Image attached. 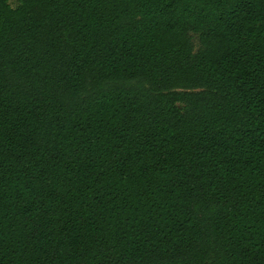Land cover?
I'll return each mask as SVG.
<instances>
[{
  "label": "trees",
  "instance_id": "trees-1",
  "mask_svg": "<svg viewBox=\"0 0 264 264\" xmlns=\"http://www.w3.org/2000/svg\"><path fill=\"white\" fill-rule=\"evenodd\" d=\"M0 0V264H264V0Z\"/></svg>",
  "mask_w": 264,
  "mask_h": 264
},
{
  "label": "rangeland",
  "instance_id": "rangeland-1",
  "mask_svg": "<svg viewBox=\"0 0 264 264\" xmlns=\"http://www.w3.org/2000/svg\"><path fill=\"white\" fill-rule=\"evenodd\" d=\"M14 2H15V0H13V2H12V3H13V5H15V3H14Z\"/></svg>",
  "mask_w": 264,
  "mask_h": 264
}]
</instances>
